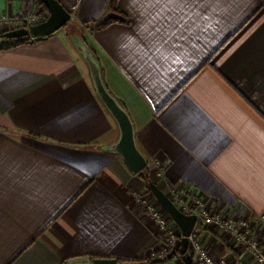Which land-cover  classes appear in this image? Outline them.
Returning <instances> with one entry per match:
<instances>
[{"label":"crops","instance_id":"1","mask_svg":"<svg viewBox=\"0 0 264 264\" xmlns=\"http://www.w3.org/2000/svg\"><path fill=\"white\" fill-rule=\"evenodd\" d=\"M58 1L147 166L160 162L159 190L264 212V0H118L130 22L96 30L81 23L108 16V0ZM36 3L0 0V16ZM65 29L0 49V264H146L161 231L134 193L151 190L107 150L118 126ZM196 235L215 258L255 264L222 228Z\"/></svg>","mask_w":264,"mask_h":264},{"label":"built area","instance_id":"2","mask_svg":"<svg viewBox=\"0 0 264 264\" xmlns=\"http://www.w3.org/2000/svg\"><path fill=\"white\" fill-rule=\"evenodd\" d=\"M29 14L30 12L27 11L22 15H1L0 27L9 26L8 30H11L17 28L15 26L19 22L22 23L21 26L25 25L27 27L46 18L37 19L35 15ZM151 165L149 169L150 180L157 185V181L162 176L160 162L153 160ZM168 197L182 213L195 215L196 223L191 234L187 237L188 245L184 248L181 243L183 235L180 231L177 230V233L173 228H170L168 217L163 214L160 207L143 193H134L136 206L149 215L161 231L159 243L150 252L149 261L150 259L155 261L156 259L170 257L179 254V251L182 256H185L191 251L197 264H237L236 261L230 263L224 258H215L208 247L197 239L196 234L199 227L214 226L224 229L235 244L241 246L243 251L250 254L255 264H264V212L256 216H237L231 212L226 213L220 208L208 205L199 195L184 193L179 190L174 191Z\"/></svg>","mask_w":264,"mask_h":264},{"label":"water","instance_id":"3","mask_svg":"<svg viewBox=\"0 0 264 264\" xmlns=\"http://www.w3.org/2000/svg\"><path fill=\"white\" fill-rule=\"evenodd\" d=\"M42 2L48 10V15L44 20L30 24L27 27L20 26L7 30L5 36L7 38H20L26 36L36 38L48 36L68 23L70 14L58 0H42ZM73 42L88 65L92 84L98 98L108 110L119 129L118 139L107 146V150L119 155L128 169L133 173H137L147 166V159L136 145L132 120L122 104L105 86L102 80L100 66L91 50L85 45L80 36L75 37ZM148 186L159 204L178 226L183 235L181 243L183 247L186 248L188 245L187 237L194 228L196 216L184 214L178 210L169 197L161 192L152 181L149 182ZM66 264H116V260L112 258H90L84 256L70 259Z\"/></svg>","mask_w":264,"mask_h":264},{"label":"trees","instance_id":"4","mask_svg":"<svg viewBox=\"0 0 264 264\" xmlns=\"http://www.w3.org/2000/svg\"><path fill=\"white\" fill-rule=\"evenodd\" d=\"M37 5L42 6L44 8V10H46L48 12L47 7L42 2V0H37ZM108 9H109V14L104 19H102V20H98V19L85 20L81 23V26L83 28L96 30V29L104 28V27H106L112 23L127 24L130 22L127 15L118 7V0H108ZM22 26H25V25H22ZM6 32H7V30L0 31V49L12 48V47L26 43V42L31 40L30 36L20 37V38H7L5 36ZM80 36H81V34H80ZM4 41H5V43H4ZM32 135L36 136V134H32ZM138 174L141 176V178L148 185L149 182L151 181L148 166H146L145 168L140 170L138 172ZM178 253L181 254L180 251ZM90 258H92V257H90ZM174 258H175V255H172L170 257H164L163 260L161 261V264H166V263L172 261ZM68 261L69 260H66L62 264H66ZM116 262H117V264H128L130 262L134 263L136 261L135 260L116 258Z\"/></svg>","mask_w":264,"mask_h":264},{"label":"rangeland","instance_id":"5","mask_svg":"<svg viewBox=\"0 0 264 264\" xmlns=\"http://www.w3.org/2000/svg\"><path fill=\"white\" fill-rule=\"evenodd\" d=\"M29 12H30L29 15H33V16L35 15V17L37 19H44L47 16V14H48V12L46 10H44V8L42 6L37 5V3L34 5V8L33 9H30L29 10ZM21 24L22 23L19 22L18 25L15 26V27H19V26H21ZM8 27L2 26V27H0V31L8 30ZM63 27L66 28L65 31H66V33L69 36L72 35V34H77L78 36H80L79 30L77 28V25L74 24V21L73 20L70 19L68 21V23H66L65 26H63ZM4 43H5V41H4ZM142 193L145 196H147L152 202L156 203L160 207V210H162L163 214L168 217V223L170 225V228H173V230L175 232H177V229H176V226H175L173 220L171 219V217L169 215H167L168 213H166V211L164 210V208L157 202L156 198L152 195V193L149 190H146V191H144ZM162 260L163 259L160 258V259H156L155 261H152L151 262V259H150V261L149 260H144L143 262L146 263V264H161V261ZM174 260H177L179 262V264H197V262L195 261V259H194L193 254H192L191 251H189V253L187 255H185V256H182V255L180 256L179 254H175V258L172 261H174ZM170 262H168V263H170Z\"/></svg>","mask_w":264,"mask_h":264}]
</instances>
